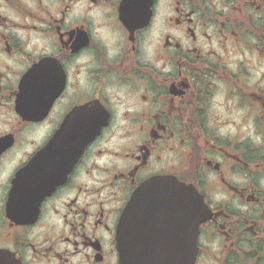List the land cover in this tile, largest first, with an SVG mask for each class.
Here are the masks:
<instances>
[{"label":"flooded vegetation","instance_id":"flooded-vegetation-1","mask_svg":"<svg viewBox=\"0 0 264 264\" xmlns=\"http://www.w3.org/2000/svg\"><path fill=\"white\" fill-rule=\"evenodd\" d=\"M162 177L195 264H264V0H0V264H122V215L124 264H172L178 206L130 212Z\"/></svg>","mask_w":264,"mask_h":264},{"label":"water","instance_id":"water-1","mask_svg":"<svg viewBox=\"0 0 264 264\" xmlns=\"http://www.w3.org/2000/svg\"><path fill=\"white\" fill-rule=\"evenodd\" d=\"M67 157L72 159L74 155H67ZM161 191L165 192L164 197H167L168 205L173 206V208L178 206L179 212L178 219L176 216L174 217V233L175 236H178V248L175 246L172 252V264H194L200 224L207 218V206L204 198L195 187L181 182L177 184L176 181L171 185L164 179H156L146 193L143 190L135 195L130 209L131 215L138 216L141 204L151 199L155 201ZM127 217L122 216L118 230V248L122 264L125 262L127 252L125 243V221Z\"/></svg>","mask_w":264,"mask_h":264}]
</instances>
